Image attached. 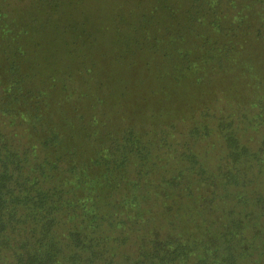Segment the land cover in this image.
<instances>
[{
	"label": "trees",
	"instance_id": "1",
	"mask_svg": "<svg viewBox=\"0 0 264 264\" xmlns=\"http://www.w3.org/2000/svg\"><path fill=\"white\" fill-rule=\"evenodd\" d=\"M147 2L201 103L120 125L64 115L71 75L30 87L0 0V264H264V0Z\"/></svg>",
	"mask_w": 264,
	"mask_h": 264
},
{
	"label": "rangeland",
	"instance_id": "2",
	"mask_svg": "<svg viewBox=\"0 0 264 264\" xmlns=\"http://www.w3.org/2000/svg\"><path fill=\"white\" fill-rule=\"evenodd\" d=\"M8 1L16 7L18 25L16 33L11 31L6 36L15 37L10 40V48L23 53L21 66L30 75V87L45 89L50 82L55 91L51 95L62 98V87L57 88V84L71 75V86L79 89L70 87V95H63L68 103L65 116L117 117L121 125L124 121L148 120L150 112L155 118L168 110L185 117L195 110L185 113V100L179 102L181 97L175 96L177 89L192 84L193 78H180L182 85L168 80L169 71L177 67L175 62L169 64V57L161 51L170 33L181 35L185 27L181 18L172 24L155 19L159 14L154 10L158 8H152L147 0ZM22 30H26L24 35ZM196 82L200 88L207 83L205 78ZM192 90L196 106L201 96L196 84H192ZM182 93L185 95L179 90ZM70 99L77 105L75 112ZM95 105L98 110H94Z\"/></svg>",
	"mask_w": 264,
	"mask_h": 264
}]
</instances>
